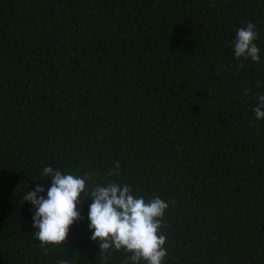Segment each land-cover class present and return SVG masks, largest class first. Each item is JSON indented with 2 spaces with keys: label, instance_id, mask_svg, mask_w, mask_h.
<instances>
[{
  "label": "trees",
  "instance_id": "obj_1",
  "mask_svg": "<svg viewBox=\"0 0 264 264\" xmlns=\"http://www.w3.org/2000/svg\"><path fill=\"white\" fill-rule=\"evenodd\" d=\"M248 23L259 63L234 56ZM258 95L264 0H0V264L131 255L100 254L91 198L62 247L44 254L23 196L51 186L47 166L87 173L86 189L116 182L168 202L162 264H264ZM117 162L121 174L109 176Z\"/></svg>",
  "mask_w": 264,
  "mask_h": 264
},
{
  "label": "clouds",
  "instance_id": "obj_2",
  "mask_svg": "<svg viewBox=\"0 0 264 264\" xmlns=\"http://www.w3.org/2000/svg\"><path fill=\"white\" fill-rule=\"evenodd\" d=\"M258 36L253 23L240 28L233 45L235 58L259 63L260 49L255 43ZM244 95H248L247 90ZM257 100L258 104L253 109L255 119L264 120V95H258ZM42 174L51 186L38 183L34 189L27 191L23 200L35 210L32 216L33 236L39 241L38 247L45 249V255L49 246L62 247L70 228L83 219L78 206L82 200L91 198L87 217L92 233L90 239L99 244L101 255L123 249L131 254L124 264H129V261L131 264H141V261L162 264L167 256L162 218L169 207L168 202L159 197L146 202L142 196H134L130 185L116 182H93L86 189V182L92 181L87 173L81 177L47 166ZM120 174L117 162L108 175ZM58 264H68V261L60 259Z\"/></svg>",
  "mask_w": 264,
  "mask_h": 264
}]
</instances>
